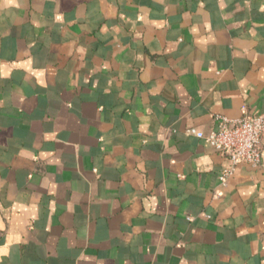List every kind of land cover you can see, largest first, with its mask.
I'll use <instances>...</instances> for the list:
<instances>
[{
	"label": "crops",
	"instance_id": "0c3cea01",
	"mask_svg": "<svg viewBox=\"0 0 264 264\" xmlns=\"http://www.w3.org/2000/svg\"><path fill=\"white\" fill-rule=\"evenodd\" d=\"M263 112L264 0H0V264H264V138L188 132Z\"/></svg>",
	"mask_w": 264,
	"mask_h": 264
},
{
	"label": "built area",
	"instance_id": "2783aa9c",
	"mask_svg": "<svg viewBox=\"0 0 264 264\" xmlns=\"http://www.w3.org/2000/svg\"><path fill=\"white\" fill-rule=\"evenodd\" d=\"M204 138L214 149L229 157L231 167L226 169L221 180L226 181L235 165L249 163L260 166L264 138V112L256 115L244 114L238 118L216 117V128L205 134L192 128L188 131Z\"/></svg>",
	"mask_w": 264,
	"mask_h": 264
}]
</instances>
